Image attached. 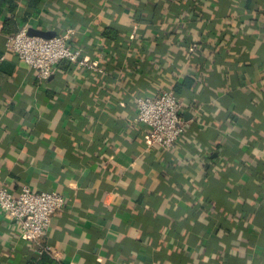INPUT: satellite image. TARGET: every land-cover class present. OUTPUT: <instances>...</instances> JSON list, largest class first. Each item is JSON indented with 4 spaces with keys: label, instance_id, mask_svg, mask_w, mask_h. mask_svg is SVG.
<instances>
[{
    "label": "crops",
    "instance_id": "obj_1",
    "mask_svg": "<svg viewBox=\"0 0 264 264\" xmlns=\"http://www.w3.org/2000/svg\"><path fill=\"white\" fill-rule=\"evenodd\" d=\"M15 2L0 5V184L66 204L43 238L59 260L0 208V264H264V0ZM69 27L106 75L62 61L40 79L7 47ZM191 79L183 135L149 148L137 98Z\"/></svg>",
    "mask_w": 264,
    "mask_h": 264
},
{
    "label": "built area",
    "instance_id": "obj_2",
    "mask_svg": "<svg viewBox=\"0 0 264 264\" xmlns=\"http://www.w3.org/2000/svg\"><path fill=\"white\" fill-rule=\"evenodd\" d=\"M75 29L69 27L55 36L46 38L31 35L26 29L8 37V49L16 52L30 67L37 71L40 79L53 75L60 62L69 61L94 74H106L105 65L83 54L82 47L73 46L71 40ZM137 119L148 126V147L168 149L179 141L187 121L183 117L184 100L174 91H163L158 95H141L136 101ZM66 199L59 191L35 190L26 185L15 195L0 184V208L16 225L18 234L37 244L38 256L49 255L59 260V253L43 238L47 234L52 215L64 209Z\"/></svg>",
    "mask_w": 264,
    "mask_h": 264
},
{
    "label": "trees",
    "instance_id": "obj_3",
    "mask_svg": "<svg viewBox=\"0 0 264 264\" xmlns=\"http://www.w3.org/2000/svg\"><path fill=\"white\" fill-rule=\"evenodd\" d=\"M7 4L10 6V9L13 10L15 8L16 2H15V0H0V5H7ZM105 34L111 35V31L110 32L106 31ZM67 62L71 63L69 61H67ZM96 75L103 77L106 74H96ZM105 77H108V76H105ZM192 84H193V79L186 80L183 84L174 85V89L172 91H174V93L178 97L182 98L181 95H182L183 90H185L184 88L191 87ZM181 89H183V90H181Z\"/></svg>",
    "mask_w": 264,
    "mask_h": 264
},
{
    "label": "water",
    "instance_id": "obj_4",
    "mask_svg": "<svg viewBox=\"0 0 264 264\" xmlns=\"http://www.w3.org/2000/svg\"><path fill=\"white\" fill-rule=\"evenodd\" d=\"M28 32L31 35H37V36H42L46 38L55 36L57 34L55 31H46V30H41L37 28H30Z\"/></svg>",
    "mask_w": 264,
    "mask_h": 264
}]
</instances>
